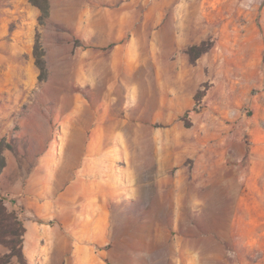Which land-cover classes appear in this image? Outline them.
<instances>
[{
    "label": "rangeland",
    "instance_id": "374dc122",
    "mask_svg": "<svg viewBox=\"0 0 264 264\" xmlns=\"http://www.w3.org/2000/svg\"><path fill=\"white\" fill-rule=\"evenodd\" d=\"M47 2L40 19L29 0H0V43L18 44L17 62L30 61L36 70L32 81L21 73L17 90L25 95L16 117L30 127L34 107H47L50 139L61 144L94 137L99 146L96 168L83 173L86 196L77 195L74 204L77 222H37L33 238L24 235V264H264V0ZM160 26L182 34L179 56L188 67L174 82L194 90V105L168 120L154 108L161 78L169 96L174 73L154 60ZM106 37L109 45L96 46ZM166 38L169 43V31ZM118 42L131 44L136 58L116 66ZM202 43L207 50L191 61L187 48ZM110 98L112 107H106ZM80 101L86 107L77 110L75 124L74 103ZM89 104L98 122H106L99 126L114 128L74 129L81 118L89 120ZM205 149L213 152L210 158L225 152L232 165L237 154L252 151L262 202L257 222H228L223 203L177 210L169 188L155 192V156L173 164L167 170L172 175L189 174ZM91 219L97 222H84ZM7 264L21 263L12 258Z\"/></svg>",
    "mask_w": 264,
    "mask_h": 264
},
{
    "label": "crops",
    "instance_id": "0c3cea01",
    "mask_svg": "<svg viewBox=\"0 0 264 264\" xmlns=\"http://www.w3.org/2000/svg\"><path fill=\"white\" fill-rule=\"evenodd\" d=\"M178 30L172 26L170 28L160 26L155 32L156 65L161 68L168 67L170 72H174L171 73L173 79L168 86L169 96L162 93L161 90L163 88L166 90L167 86L162 84V78L160 81V93L154 106L155 113L160 119L168 120V116H176L194 105L192 97L194 90L186 86L178 88L177 83L174 82L178 76L184 79L185 68L188 67L186 57L179 56L183 39ZM168 31L170 32L169 43L166 38ZM105 39L104 42L96 43V46L109 45V38ZM115 46L112 59L116 66H120L128 59L136 58L131 44L118 42ZM21 51L22 48L16 43H0V143L4 144L0 192L6 196L7 206L17 210V214L25 223L26 235L32 239L37 222H69L71 217L74 218V222H77V207H74V204L77 203L78 196H86L85 188L81 186L83 173L88 167L92 170L97 166L95 159L99 140L94 137L88 141L68 139L60 144L59 141L50 139L53 123L49 108L44 106L34 107L37 112L34 118H31L33 126L27 127L26 118L22 117L20 127L14 130L17 121H20L16 117L18 99L25 95L24 92L17 90L18 84L24 80L21 78V73L24 76L30 74L29 81H32V74L36 72L30 61L25 64L17 62ZM3 63L8 66L3 67ZM109 63L107 62L106 66ZM109 82L110 80H107V83ZM110 88V85H107L106 92H109ZM179 89L184 90L185 95L179 96ZM108 97L110 96L107 95ZM119 99L120 97L117 98ZM111 105V98L107 99L106 107H112ZM74 106L73 112L76 115L74 123L77 124V110L81 112L86 105L80 101L75 102ZM88 107H90L89 120L85 119L86 117L81 118L78 127L76 125L74 129L97 131L114 128L99 126L106 122H98V110H91L90 104ZM109 112L108 110L107 113ZM83 114H87L86 109ZM27 138L32 139L29 144L26 143ZM66 146L73 147V151L68 152ZM216 153V158H210L213 152L206 149L201 151L193 162L189 174L179 171L175 175L167 171L173 165L172 163L155 156L154 177L157 184L155 192L160 195L163 192L162 188H169L168 193L175 195L177 210H182L183 204L185 210L189 212L199 206L204 208L207 204L223 203L224 210L230 213L228 222H257L260 201L257 199L259 188L256 185L259 179L255 174L252 151L246 156L237 154L236 159L239 162L235 165L227 163L225 152ZM167 181L169 186L162 187L163 182L165 184ZM178 204L181 206L178 207ZM84 222L97 221L91 219Z\"/></svg>",
    "mask_w": 264,
    "mask_h": 264
},
{
    "label": "trees",
    "instance_id": "16d2710c",
    "mask_svg": "<svg viewBox=\"0 0 264 264\" xmlns=\"http://www.w3.org/2000/svg\"><path fill=\"white\" fill-rule=\"evenodd\" d=\"M40 10V19L45 17L48 12L47 0H29ZM208 46L205 43L201 45H192L187 48L191 61H194L202 52L206 51ZM4 144L0 143V171L4 166L2 149ZM6 196L0 192V247L5 251L0 252V264H7L12 258H17L21 264L26 262L23 253L24 235L26 227L23 220L17 214L16 209H10L7 206Z\"/></svg>",
    "mask_w": 264,
    "mask_h": 264
}]
</instances>
